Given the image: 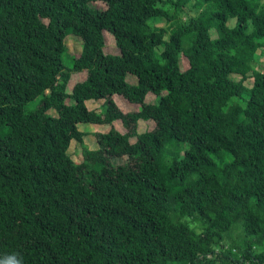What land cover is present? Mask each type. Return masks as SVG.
Wrapping results in <instances>:
<instances>
[{
    "label": "trees",
    "instance_id": "obj_1",
    "mask_svg": "<svg viewBox=\"0 0 264 264\" xmlns=\"http://www.w3.org/2000/svg\"><path fill=\"white\" fill-rule=\"evenodd\" d=\"M263 49L264 0H0V264H264Z\"/></svg>",
    "mask_w": 264,
    "mask_h": 264
},
{
    "label": "rangeland",
    "instance_id": "obj_2",
    "mask_svg": "<svg viewBox=\"0 0 264 264\" xmlns=\"http://www.w3.org/2000/svg\"><path fill=\"white\" fill-rule=\"evenodd\" d=\"M93 7H97L100 10H105L107 7L104 3L102 2H96L92 4ZM160 26H165V22H161ZM104 36H105V41H106V47H105V53L107 54H113V55H120V50L117 47V43L115 38L113 37L112 34L108 33V32H104ZM213 36H216L215 34H213ZM66 44H67V48H68V52L69 54L72 56L80 54L82 52V41L77 38L74 37L73 35L68 36L66 39ZM262 51V50H261ZM264 51V49H263ZM261 52H259L258 55V69H264V54L260 55ZM68 56V55H67ZM65 57V62H69V56ZM188 65V62L182 60L181 62V68L182 70H184L186 68V66ZM87 73H79V74H74L72 76V79L69 83V86L67 88L68 93H71L74 85L78 82L83 81L84 79H86ZM237 80H239L241 77L237 76ZM128 81L131 84H136L137 83V78L135 76L129 75L128 76ZM253 82V78L250 77V79L246 82V84H248L249 86L252 85ZM41 100V98H37L35 101L31 102L28 104L27 109L28 110H33L39 103V101ZM114 100L116 101L117 105L119 106V108L124 112V113H132V112H138L139 110H141V106L131 103L130 101H128L127 99H125L123 96L121 95H115L114 96ZM68 102H72L71 100H68ZM146 102L148 103H152V104H156L159 102V97L157 95H155L154 93H149L147 95L146 98ZM104 103V100H99V101H89L87 102V106L90 110H96L98 112L102 111V105ZM52 114L57 115L55 111H51ZM114 127H116V129L118 131H120L121 133H126V129L123 127L121 121H116L114 123ZM155 127V122H153L152 120L149 121H145V120H141L139 122V133H144L147 130H152ZM79 128L81 131L87 133V135L84 138L85 143L88 145V147L92 150L97 149L98 148V143L96 140V137L94 136L95 133L98 132H108L110 131V129L112 128L111 125H97V124H80ZM136 138L132 139V142H135ZM69 154L72 156V158L76 161V162H80L83 159V148L82 146L75 140H73L72 145L69 149ZM127 160L126 158H120V159H116L114 161V163L116 165L119 164H123L125 163Z\"/></svg>",
    "mask_w": 264,
    "mask_h": 264
},
{
    "label": "clouds",
    "instance_id": "obj_3",
    "mask_svg": "<svg viewBox=\"0 0 264 264\" xmlns=\"http://www.w3.org/2000/svg\"><path fill=\"white\" fill-rule=\"evenodd\" d=\"M7 264H23L22 259H18L15 255L8 258Z\"/></svg>",
    "mask_w": 264,
    "mask_h": 264
}]
</instances>
